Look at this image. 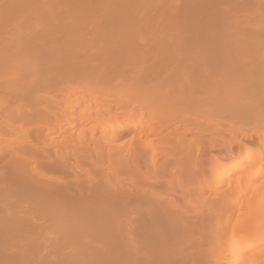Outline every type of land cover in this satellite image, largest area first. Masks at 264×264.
<instances>
[{
    "label": "bare ground",
    "instance_id": "6f19581e",
    "mask_svg": "<svg viewBox=\"0 0 264 264\" xmlns=\"http://www.w3.org/2000/svg\"><path fill=\"white\" fill-rule=\"evenodd\" d=\"M0 264H264V0H0Z\"/></svg>",
    "mask_w": 264,
    "mask_h": 264
}]
</instances>
